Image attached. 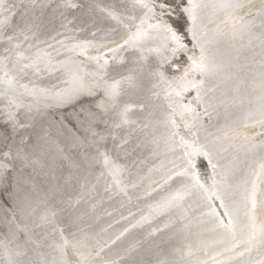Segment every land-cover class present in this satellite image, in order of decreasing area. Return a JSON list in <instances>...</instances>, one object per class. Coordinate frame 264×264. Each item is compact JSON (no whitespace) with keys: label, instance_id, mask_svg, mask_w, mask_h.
Returning a JSON list of instances; mask_svg holds the SVG:
<instances>
[{"label":"bare ground","instance_id":"obj_1","mask_svg":"<svg viewBox=\"0 0 264 264\" xmlns=\"http://www.w3.org/2000/svg\"><path fill=\"white\" fill-rule=\"evenodd\" d=\"M193 2L195 20L188 0H6L0 264H264L245 198L264 187V0ZM201 47L208 75L192 68ZM78 112L96 123L70 156L29 155L35 115L63 148Z\"/></svg>","mask_w":264,"mask_h":264},{"label":"snow or ice","instance_id":"obj_2","mask_svg":"<svg viewBox=\"0 0 264 264\" xmlns=\"http://www.w3.org/2000/svg\"><path fill=\"white\" fill-rule=\"evenodd\" d=\"M33 2H34V0H33ZM188 2H189V7L185 8L184 11L188 12L189 16L193 20H195L196 9L201 7V5L194 3L193 0H188ZM71 6H74V5H71ZM223 6L228 7V8L242 7V5L239 4L238 2H229ZM6 8H7L6 0H0V11L5 10ZM160 8H161V12L163 14V10L168 8V5L166 3H161ZM7 20H8V17H5L4 20H0V25L5 24ZM13 39H14L13 36L8 37L9 41H11ZM172 39L177 42V48L183 49L186 47L185 45H183L180 42L181 38L179 36H177L175 33L172 34ZM193 39H196L195 33H193ZM173 51L175 52L176 49H173ZM190 59L192 60V68L194 70L200 71L204 75H208L212 71V69L215 67L214 65H212L209 57H207L205 55L203 47H201V56L198 60L193 58V57H190ZM5 75H7V73H5ZM185 75H187V73H185ZM9 82L11 83V81H9ZM119 85H120V81H115L110 86L111 95L113 96V98L115 96L119 95ZM192 86L196 87V84L193 83ZM121 118H122L123 122H125V123L127 122V109H125L123 112H121ZM262 137H264V134H262ZM262 144H264V138H262ZM203 155L208 158L209 164H212V158H211L209 152L204 151ZM105 162L107 163V158H105ZM213 167H215V165H213ZM257 175L261 180V184H264V163H261L260 172ZM196 180H197V183H199L198 177H196ZM213 185L217 186L218 182L214 180ZM201 187H203V185H201ZM221 191H223L222 188H221ZM217 198L221 199L222 206H224L223 197L219 193L217 194ZM245 198L251 204L250 218L252 220V224L250 226L251 237H250L249 242H251L252 240H255L256 235H257L258 229H257L256 221H257L258 210H259L260 216H261L259 234H260L261 239L264 240V187L257 188L255 183H253L251 185L250 190H248ZM237 222L239 223V221H237ZM231 223H232V220L230 219L229 224H231ZM241 235H243V233H241ZM57 248L61 251V254L63 257V256L67 255V253L65 252L66 248H71V249L75 250L76 245L75 244H69V242L67 240H65L63 244H58ZM10 264H11V262H10ZM61 264H73V262L71 260L62 259ZM76 264H90V262L82 259L81 261L76 262Z\"/></svg>","mask_w":264,"mask_h":264},{"label":"rangeland","instance_id":"obj_3","mask_svg":"<svg viewBox=\"0 0 264 264\" xmlns=\"http://www.w3.org/2000/svg\"><path fill=\"white\" fill-rule=\"evenodd\" d=\"M22 20L23 19V16H18L17 17V19H16V22L18 21V20ZM20 20V21H21ZM79 113V112H78ZM82 114V113H81ZM81 114L79 113V114H77V116H79L80 115V117H77L76 119H77V121H78V123L76 122L75 123V129H76V131H80V132H83V133H73V134H71V136H70V134H69V138H68V135H66L65 133H69L70 131L68 130V132H65L63 135V137H61V136H59L60 137V139H62V141H66L67 143L65 144L66 145V147L64 146L63 148H58V146H57V144L54 142V141H52V140H47V139H43V137H39L38 135L39 134H42V131H48L46 134H44V135H42V136H44V137H48L49 136V138L50 139H52L51 137H53V138H56L55 136L57 135L58 136V127L56 126V123H54L53 121H51L52 122V125L51 124H49V123H51L50 122V120H53V119H51V118H48V119H46L47 117H45V116H37L36 117V115L34 116V121H36V123H38L39 122V124H40V126L38 125V124H36V123H34V126H35V128L33 129V124H32V129L31 130H33V131H31V133H30V140H33V139H31V136H32V138L33 137H36L37 136V138H35V139H37V141L35 142V144H33V146H31V151H28V153H29V155H34V154H37V153H44V152H48V151H52L53 152V150H56V151H59L61 154H63L64 152H67L68 151V149H71V150H73L74 149V145L73 144H78V143H81L80 142V140L78 141V139H82V140H84L85 139V141L88 139V137L87 136H89V131H90V127H92V125L94 124V122H95V118L94 117H91V119L92 120H90V115L88 114V113H86L85 114V116H84V112H83V114H82V116H81ZM42 117L44 118V119H46V120H44V119H42ZM87 119H86V118ZM35 118H36V120H35ZM40 118V119H39ZM56 118V117H55ZM84 118H85V120H87L86 122H85V120H84ZM88 118H89V120H88ZM39 119V120H38ZM81 119H82V121H81ZM42 120H44V122H42ZM48 120H49V123H47L48 122ZM33 121V122H34ZM94 121V122H93ZM81 122V123H80ZM41 123H44L43 124V126L41 125ZM46 123H47V125L49 124V126H46ZM96 123V122H95ZM54 124V125H53ZM77 124H79V126H77ZM81 124V125H80ZM39 127H37V126ZM46 127L44 130H43V128L42 127ZM50 126L52 127H54V130L52 131V128H50ZM37 127V128H36ZM48 127V128H47ZM79 127V128H78ZM81 127H82V129H81ZM57 130H56V129ZM51 129V130H50ZM84 129V130H83ZM86 129V130H85ZM36 130V131H35ZM52 131V132H51ZM36 132H37V134H36ZM50 132V133H49ZM56 132H57V134H56ZM87 132V133H86ZM55 133V134H54ZM84 133H86V134H84ZM52 134H54L55 136H53ZM75 134V135H74ZM80 134H81V136H80ZM84 134V135H83ZM88 134V135H87ZM36 135V136H35ZM59 135H60V133H59ZM66 135V136H65ZM73 136V137H72ZM79 137H81V138H79ZM71 138V139H70ZM75 138V139H74ZM68 139V140H67ZM16 142L18 141L17 139L15 140ZM35 141V140H34ZM31 145V144H30ZM29 144L26 146V148H28L29 146H30ZM57 146V147H56ZM74 146V147H73ZM77 146V145H76ZM36 147V148H35ZM62 149H64L63 151H62ZM33 150V151H32ZM67 150V151H66ZM70 150V151H71ZM35 151V152H34ZM70 151H68V155H69V152ZM30 152H32V153H30ZM63 152V153H62ZM70 156V155H69ZM62 159H65V158H62ZM72 159V158H71ZM70 159V160H71ZM70 160H68V162H70ZM72 161V160H71ZM60 162H61V160H60ZM60 162H58V163H60ZM56 171V170H55ZM56 173H57V171H56ZM59 174V173H58ZM60 181H61V179H60ZM60 181L58 182V184L60 183ZM23 193V192H22ZM28 202V201H27ZM27 202L25 201V203L27 204Z\"/></svg>","mask_w":264,"mask_h":264},{"label":"water","instance_id":"obj_4","mask_svg":"<svg viewBox=\"0 0 264 264\" xmlns=\"http://www.w3.org/2000/svg\"><path fill=\"white\" fill-rule=\"evenodd\" d=\"M8 195V194H7ZM5 195L3 194V197H4ZM8 201V200H7ZM9 203V202H8Z\"/></svg>","mask_w":264,"mask_h":264}]
</instances>
